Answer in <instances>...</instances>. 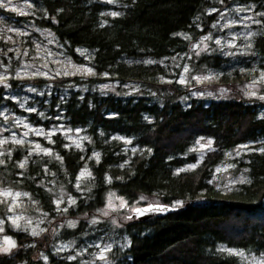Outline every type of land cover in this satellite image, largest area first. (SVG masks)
I'll use <instances>...</instances> for the list:
<instances>
[{"label":"trees","instance_id":"trees-1","mask_svg":"<svg viewBox=\"0 0 264 264\" xmlns=\"http://www.w3.org/2000/svg\"><path fill=\"white\" fill-rule=\"evenodd\" d=\"M30 2L31 16L17 17L2 8L0 15L50 30L65 54L77 64L88 63L95 76L34 80V91H40L25 92L27 108L0 90V112L10 111L36 128L62 125L87 136L83 149L68 146L60 133L50 142L35 138L52 155H29L25 145H18L0 160L4 188L25 194L47 218L60 223L54 234L40 236L6 224L4 233L15 246L0 253V264H78L57 252L55 244L96 240L86 221L103 206L108 191L128 201L157 196L161 205L179 203L164 215H131L118 231L128 244L110 254L116 264H248L231 250L264 256V103L189 97L175 80L178 68L166 64L186 54L202 29H210L216 20L211 12L252 5L259 14L252 55L224 58L214 53L199 61L236 79L239 69L264 72V0ZM81 50L89 60L78 54ZM107 79L138 83L142 89L131 96L119 90L105 93L98 88ZM11 84L15 95L25 87ZM198 139L210 140L212 147L194 169L183 171L197 162L191 149ZM240 146L249 149L233 161L246 180L224 193L212 182L214 170ZM84 168L89 171L83 184L87 191L79 194L76 181ZM62 189L76 199L63 213L55 205V192ZM7 213L0 203V218L6 221Z\"/></svg>","mask_w":264,"mask_h":264},{"label":"rangeland","instance_id":"rangeland-1","mask_svg":"<svg viewBox=\"0 0 264 264\" xmlns=\"http://www.w3.org/2000/svg\"><path fill=\"white\" fill-rule=\"evenodd\" d=\"M0 8L17 17L33 14L30 0H0ZM211 13H214L216 20L210 23V29L201 30L204 33L192 40L186 54L172 57L166 63L178 68L177 75L173 71L176 75L175 80L186 87L189 97L215 100L241 97L264 103V72L255 69H239V78L236 79L229 72L223 73L199 61L202 56L214 53L224 58L252 55V40L257 33L259 14L252 5H229ZM12 19L10 15H0V43L2 44L0 48V90H6L20 107L27 108L29 97L25 92L40 91L38 89L34 91L32 83L34 80H55L64 76L82 78L95 76L94 70L88 63L77 64L65 54L64 47L50 30L41 29L32 21L20 23L17 18ZM79 53L89 60L87 51L81 50ZM225 74L227 80L222 81L221 78ZM11 82H16V86L25 85L19 95H15ZM98 89L105 93L119 90L121 94L131 96L139 93L142 87L138 83L121 85L115 80L107 79ZM0 116L2 118L0 121V160L10 153L12 150L10 147L18 145H25L29 155L50 156L52 150L35 138H44L50 142L51 137L57 133L63 136L68 146L74 148L83 149L87 141V136L80 130H70L62 125L49 130L36 128L26 119L7 110H2ZM126 142L129 148V142ZM211 147L210 140L198 139L191 149V152L196 154L197 162L187 165L183 171L194 169ZM248 149L249 146L233 149L226 154L225 161L215 168L212 182L217 189L226 193L246 180V173L242 168L237 167L233 160L241 158ZM131 150L132 152L138 151L134 147ZM88 178V168H84L80 171L76 181L78 188L75 189L79 194L87 191L86 185L83 187V184ZM4 192L10 195L5 196ZM55 196L56 208L58 211L62 209V213L76 202L74 195L64 189L56 191ZM0 203L8 210L6 221L0 218V253H8L15 246V242L4 233L6 224L13 229L20 228L32 236H40L49 232L54 234L60 225L54 219L47 218L48 216L43 214L25 194L6 189L1 182ZM178 204L173 203L170 206L175 207ZM146 205H161V202L157 196H139L135 200L128 201L108 191L103 206L86 221L92 226L91 233L97 235L98 238L96 240L84 238L82 242L62 239V242L55 244V250L65 254L71 260H76L78 264H116L115 258L110 255L111 252L116 247L123 248L128 244L127 237L120 234L119 229L130 219L135 209ZM62 225H67V222L62 220ZM73 225L76 227L77 222L70 223V226ZM105 228L106 231H104ZM6 239L14 242V246L7 244ZM5 248L7 251L3 250ZM230 252L238 255L248 264H264V256H255L238 250Z\"/></svg>","mask_w":264,"mask_h":264},{"label":"water","instance_id":"water-1","mask_svg":"<svg viewBox=\"0 0 264 264\" xmlns=\"http://www.w3.org/2000/svg\"><path fill=\"white\" fill-rule=\"evenodd\" d=\"M139 209V211H137ZM133 211L132 216L136 219H146L152 216H159L175 211L173 207L167 205H150L146 207H139Z\"/></svg>","mask_w":264,"mask_h":264},{"label":"snow or ice","instance_id":"snow-or-ice-1","mask_svg":"<svg viewBox=\"0 0 264 264\" xmlns=\"http://www.w3.org/2000/svg\"><path fill=\"white\" fill-rule=\"evenodd\" d=\"M113 15H117L116 13H113ZM207 39V38H206ZM88 71H90V70H88ZM210 143V142H209ZM97 155V157L99 156V154H96ZM23 165H21V167H22ZM192 167H194V165L192 166ZM82 175H83V173H82ZM5 196H8V195H10V193H8V192H4L3 193ZM18 195V194H17ZM137 211H139V209H137ZM6 243L7 244H9V245H11V246H14V242H12V241H10V240H7L6 239ZM4 251H7V248H5V249H3Z\"/></svg>","mask_w":264,"mask_h":264},{"label":"bare ground","instance_id":"bare-ground-1","mask_svg":"<svg viewBox=\"0 0 264 264\" xmlns=\"http://www.w3.org/2000/svg\"><path fill=\"white\" fill-rule=\"evenodd\" d=\"M146 206H150V205H146ZM146 206H144V207H146ZM156 206V205H155Z\"/></svg>","mask_w":264,"mask_h":264}]
</instances>
